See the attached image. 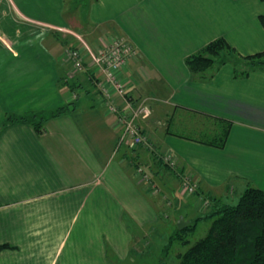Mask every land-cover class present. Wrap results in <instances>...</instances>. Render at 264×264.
Returning a JSON list of instances; mask_svg holds the SVG:
<instances>
[{
  "label": "crops",
  "instance_id": "0c3cea01",
  "mask_svg": "<svg viewBox=\"0 0 264 264\" xmlns=\"http://www.w3.org/2000/svg\"><path fill=\"white\" fill-rule=\"evenodd\" d=\"M88 4L85 13L75 7L68 16L65 0H0V243L12 246L0 251V264H151L155 239L161 249L174 232L175 220L163 219L135 168L173 171L142 146L125 156L118 116L87 94L72 97L62 53L75 43L64 28H97L130 42L136 54L122 78L137 83L129 81V96L146 89L153 114L165 110L171 129L149 135L181 172L198 177L200 189L264 191V73L249 70L235 79L227 65L194 73L185 63L219 37L240 56L262 50L264 0ZM71 102L74 109L48 118L42 131L20 122L1 128L7 115ZM220 120L229 125L221 147L188 137L196 129L217 136ZM159 174L162 183L172 182Z\"/></svg>",
  "mask_w": 264,
  "mask_h": 264
},
{
  "label": "rangeland",
  "instance_id": "374dc122",
  "mask_svg": "<svg viewBox=\"0 0 264 264\" xmlns=\"http://www.w3.org/2000/svg\"><path fill=\"white\" fill-rule=\"evenodd\" d=\"M89 2H91V0H65V6L70 11L68 12V16H71L72 12L74 13L76 11V9H74L75 7H79L78 9H81L82 14L85 13ZM96 30L97 28L94 29L92 33L89 31L88 33H85L83 30L72 28L63 29L62 32H66L67 34L71 35L73 38V43H75L74 46L68 43L63 49L62 60L68 63L69 66L66 74L64 75L63 81L69 87V89L72 90V97L74 99L75 97L76 99L79 97L80 100L84 99V95L87 94L92 99L91 101L93 103H101L107 108H110L111 106V111L118 116L121 127L124 126L125 121L135 113L136 116L134 117L133 124H135L139 130L141 136L146 135L147 138L144 140L145 145L143 144V141L131 142L127 136L121 140L120 132L119 144H124L125 156H130L131 150L142 146L143 150L146 149L148 152L150 151V153L155 154L157 157L156 162L157 160L158 162L160 161L159 163H161V165H166L173 171L170 174L168 170L165 171L163 169V166H160L161 169L160 167H153L152 170H150V166L144 163L137 165V167L140 166L141 170H143V173L141 171L139 174V168H135V173L139 175L140 179L144 181L148 187L147 191L150 200L154 201L158 206V209L160 207V210H162L161 212L163 213V219H166L167 215H171L175 220H173V234H176L178 231H180V229L177 227V219H179V215L184 217V222L188 221L181 228L182 232L176 235V238L169 241L166 240V236L163 237L161 249L158 246L160 241L156 238V247L154 248V245L151 246L152 250L149 254V257L152 259L151 264H178L179 254L183 253L191 243L195 242L206 234L212 221V218L207 216L213 212L216 204H220L222 202L235 203L244 189L230 186L225 194L213 195L198 187L199 179L196 177V175H194L193 172H181L175 164L169 163L170 165H168L167 161L162 157V153L157 149L154 140L151 139L149 135L150 132H148L153 130L159 134L170 128V120L167 118V115L165 117V110H161L159 115L158 113L157 115L153 114L151 103L154 98L148 95L149 93L146 89L142 91L140 96H129V81L134 84L137 81V78L128 79L125 77L126 81L123 79V75L125 73L123 68L125 65L123 68L121 67L119 71L114 73V82L105 81L102 67L95 64L92 57L98 54V51L101 49L102 45L108 46L114 38L120 36L112 35L109 32H106L105 34L103 32L101 34H97ZM62 38L66 37L62 36ZM75 50L78 51L76 56L72 55V52ZM219 57L225 58L229 61L225 62L224 64L217 65V57L214 56L215 61L212 65H210L209 68L205 70V72L212 67L220 68L224 65H227L232 69V71L235 69L237 71V75L233 78H244V76L240 77L241 73L238 71V69L243 68L242 64H233V60L237 58L234 53L229 50L222 51L220 52ZM77 64L78 66H76ZM251 70L263 72L259 68H253ZM102 82L105 83V90H103L102 86L100 85ZM113 94L117 96L116 100L122 103L117 104L111 98ZM139 108H143L142 111H139ZM206 120L208 119L206 118L205 121ZM215 136L216 132L210 133L207 129L204 131L196 129L192 130V132H190V136L188 137L198 138L202 141H206L213 139ZM191 144L194 146L193 143ZM128 161L132 162L130 159ZM160 170L164 171L166 176H168L167 174L172 176V178L170 177L172 180L171 183H168L169 179L166 180V183H162L163 180H159V177L162 178L159 174ZM153 173L157 175L156 181ZM184 178L188 179L187 184ZM167 183L169 185L164 187ZM189 185H191V187ZM152 196H156V198ZM156 200L158 201V204ZM186 241H188V243H185ZM141 262L142 259L140 263ZM144 262L145 261H143L142 264H144Z\"/></svg>",
  "mask_w": 264,
  "mask_h": 264
},
{
  "label": "trees",
  "instance_id": "16d2710c",
  "mask_svg": "<svg viewBox=\"0 0 264 264\" xmlns=\"http://www.w3.org/2000/svg\"><path fill=\"white\" fill-rule=\"evenodd\" d=\"M258 20L264 28V13L258 15ZM231 51L236 55L233 64H242L238 69L240 75H246L249 69L259 68L264 72V48L253 54L240 56L227 41L216 38L205 44L199 51L186 57L185 63L191 72H204L215 61L217 65L229 61L220 58V52ZM235 74L237 71L235 69ZM73 102L59 106L50 111L30 112L24 115H7L1 128L16 123L30 124L36 131H42L44 122L68 111ZM70 107V111L73 110ZM222 123L221 132L213 139L203 141L209 145L221 147L228 135V122ZM207 217L212 221L206 234L179 254L178 264H264V191L247 186L235 203L222 202L216 204L213 212ZM202 218V217H200ZM186 230V229H185ZM172 234L168 240L176 238ZM185 243H188L186 241ZM12 247L0 244V250Z\"/></svg>",
  "mask_w": 264,
  "mask_h": 264
},
{
  "label": "built area",
  "instance_id": "2783aa9c",
  "mask_svg": "<svg viewBox=\"0 0 264 264\" xmlns=\"http://www.w3.org/2000/svg\"><path fill=\"white\" fill-rule=\"evenodd\" d=\"M77 53L78 51L75 50L72 52V55L76 56ZM134 54H136V50L132 47L130 42H128L123 37H117V38H114L113 41H111V43L108 46L102 45L101 49L98 51V54L96 56H93L92 59L95 64L102 67L105 81L114 82L115 81L114 73L119 71L121 67L123 68L128 58L133 56ZM76 66H78V64ZM100 85L102 86V89L105 90V87H104L105 83L102 82L100 83ZM111 108L112 107L110 106L109 109L111 110ZM139 109H140L139 111H142L143 108L142 109L139 108ZM135 116L136 114L134 113L129 119L125 121L124 126L121 127L120 139L123 140L124 137L127 136L129 141L131 142L143 141V144H144V140L147 138V136L146 135L141 136V133L139 132L135 124H133V120ZM118 121L120 124L119 118H118ZM162 157L164 158V160L167 161L168 165L175 164L174 163L175 161L170 160L169 156L162 154ZM137 168H139L138 169L139 174L141 171L143 173V170H141L140 166L139 167L136 166V169ZM184 180L187 184L188 179L184 178ZM189 186L191 187V185Z\"/></svg>",
  "mask_w": 264,
  "mask_h": 264
},
{
  "label": "water",
  "instance_id": "95a60500",
  "mask_svg": "<svg viewBox=\"0 0 264 264\" xmlns=\"http://www.w3.org/2000/svg\"><path fill=\"white\" fill-rule=\"evenodd\" d=\"M187 222H184L183 217H179L177 221V227L181 229Z\"/></svg>",
  "mask_w": 264,
  "mask_h": 264
}]
</instances>
